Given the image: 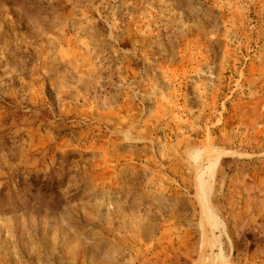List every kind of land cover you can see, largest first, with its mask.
I'll return each instance as SVG.
<instances>
[{"label":"rangeland","instance_id":"rangeland-1","mask_svg":"<svg viewBox=\"0 0 264 264\" xmlns=\"http://www.w3.org/2000/svg\"><path fill=\"white\" fill-rule=\"evenodd\" d=\"M0 264H264V0H0Z\"/></svg>","mask_w":264,"mask_h":264},{"label":"trees","instance_id":"trees-1","mask_svg":"<svg viewBox=\"0 0 264 264\" xmlns=\"http://www.w3.org/2000/svg\"><path fill=\"white\" fill-rule=\"evenodd\" d=\"M57 181L56 180H52L50 181H46V180H41L40 184L42 185V189L45 190V192L47 194H51L54 195V197L57 195Z\"/></svg>","mask_w":264,"mask_h":264},{"label":"bare ground","instance_id":"bare-ground-1","mask_svg":"<svg viewBox=\"0 0 264 264\" xmlns=\"http://www.w3.org/2000/svg\"><path fill=\"white\" fill-rule=\"evenodd\" d=\"M208 150V149H207ZM209 151V150H208ZM212 154V153H211Z\"/></svg>","mask_w":264,"mask_h":264}]
</instances>
